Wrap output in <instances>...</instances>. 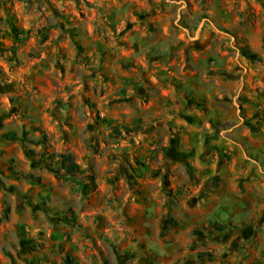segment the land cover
<instances>
[{"label":"rangeland","instance_id":"rangeland-1","mask_svg":"<svg viewBox=\"0 0 264 264\" xmlns=\"http://www.w3.org/2000/svg\"><path fill=\"white\" fill-rule=\"evenodd\" d=\"M66 261L264 264V0H0V264Z\"/></svg>","mask_w":264,"mask_h":264},{"label":"trees","instance_id":"trees-1","mask_svg":"<svg viewBox=\"0 0 264 264\" xmlns=\"http://www.w3.org/2000/svg\"><path fill=\"white\" fill-rule=\"evenodd\" d=\"M241 55L244 56L247 59H254L255 58V56L250 51H248L246 49V47H244V49L242 50ZM187 98H188V100H190L189 96H187ZM41 135L44 137V134H41ZM12 136L13 137H8V135L2 134L1 138L15 140L14 139V135H12ZM57 162L59 163V166L62 169V171L67 173V174L75 175V174H77L80 171L79 166L73 161V158H72V156L69 153L58 154L57 155ZM28 178L30 180V177H28ZM89 178L92 179V176L89 175ZM34 180H38V179L35 178ZM192 232L195 234L197 231L196 230H192ZM66 263L69 264V261H66Z\"/></svg>","mask_w":264,"mask_h":264}]
</instances>
